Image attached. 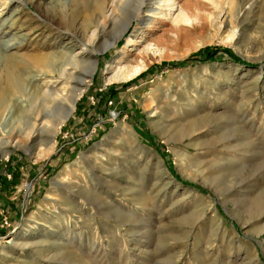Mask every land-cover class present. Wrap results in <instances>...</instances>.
Here are the masks:
<instances>
[{
  "label": "rangeland",
  "instance_id": "obj_1",
  "mask_svg": "<svg viewBox=\"0 0 264 264\" xmlns=\"http://www.w3.org/2000/svg\"><path fill=\"white\" fill-rule=\"evenodd\" d=\"M98 1L146 20L97 55L50 147L31 57L85 46ZM170 1L0 0V264H264V0ZM118 59L141 71L109 79Z\"/></svg>",
  "mask_w": 264,
  "mask_h": 264
},
{
  "label": "bare ground",
  "instance_id": "obj_2",
  "mask_svg": "<svg viewBox=\"0 0 264 264\" xmlns=\"http://www.w3.org/2000/svg\"><path fill=\"white\" fill-rule=\"evenodd\" d=\"M102 2L104 1H98L96 8L102 11V16L100 17L106 18V21H101L99 17L93 21L86 18L82 24V36L86 42L96 45L100 36L110 25L113 30V35L110 39L101 42V44H97L96 48L91 50L86 42L84 44L85 46L77 45L73 33L70 35V38L67 43L64 44L63 48L58 49V51L33 55L31 57V63L35 67L41 68L44 73L49 76L42 88H36L29 110L34 113V120L38 128L44 132L45 143L50 144V147L54 145L53 141L55 135L65 120L73 113L76 102L79 100L84 89L93 77L98 63L97 55L115 46L133 20H146L144 16H141L142 6L139 5L137 8L134 7L135 9L133 10H125L124 15L122 17L120 16L121 18L116 22L118 16L115 17L113 12L114 8L109 11L108 8H106L107 4L104 2L105 4L103 5ZM111 4H113V7L118 11L124 12L123 5L126 7L128 2L127 0H111ZM154 4H157L158 7L160 5H168L170 9H173L175 6L170 0H155ZM158 7L151 6L149 10L155 12L159 9ZM247 8H249V6ZM178 18L181 20L186 19L181 9H179L175 20ZM233 33H235V31ZM5 60L7 64L11 62V70L8 69L9 71H6V78L11 81V86H16L20 82V77L15 65L20 62V59L7 56ZM111 68L114 69V73L109 79L113 80H127L141 71V67H131V65L122 64L120 59L115 61Z\"/></svg>",
  "mask_w": 264,
  "mask_h": 264
},
{
  "label": "trees",
  "instance_id": "obj_3",
  "mask_svg": "<svg viewBox=\"0 0 264 264\" xmlns=\"http://www.w3.org/2000/svg\"><path fill=\"white\" fill-rule=\"evenodd\" d=\"M205 50H207V48H206ZM205 50H203V51H205ZM227 53H228L229 59H232L233 61H236V62L244 63V61H243L241 58H239V57L233 55L230 51H227ZM190 58H191V57H190ZM190 58H188V60H189ZM188 60L185 61V62H188ZM173 64H177V63L174 62ZM246 65H248V64H246ZM249 66H252V65L249 64Z\"/></svg>",
  "mask_w": 264,
  "mask_h": 264
}]
</instances>
